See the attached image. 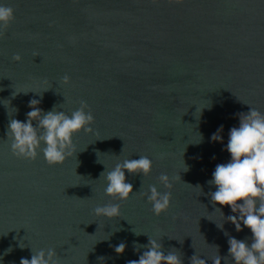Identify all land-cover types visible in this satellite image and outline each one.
Segmentation results:
<instances>
[{"label":"water","instance_id":"1","mask_svg":"<svg viewBox=\"0 0 264 264\" xmlns=\"http://www.w3.org/2000/svg\"><path fill=\"white\" fill-rule=\"evenodd\" d=\"M0 4L15 15L0 38V264L49 248L60 264H126L146 250L134 243L146 245L148 237L165 254L178 250L183 264L195 253L213 264L214 246L228 255L225 231L251 242L248 228L237 232L225 219L235 215L231 208L211 202L216 187L208 181L231 159L226 145L238 114L250 106L264 113V0ZM31 99L44 112L56 106L69 115L85 101L94 116L93 132L74 135L76 153L63 164L49 166L42 152L34 161L12 154L9 120L26 122ZM221 126L222 141H213ZM140 155L153 161L151 174L125 173L133 185L127 201L106 196L100 174ZM161 173L171 189L159 183ZM149 185L172 193L159 217L140 195ZM109 203L120 205V217L94 215Z\"/></svg>","mask_w":264,"mask_h":264},{"label":"clouds","instance_id":"2","mask_svg":"<svg viewBox=\"0 0 264 264\" xmlns=\"http://www.w3.org/2000/svg\"><path fill=\"white\" fill-rule=\"evenodd\" d=\"M173 2L181 4L183 0H169V3ZM14 20L13 7L0 4V38L6 34ZM13 60L20 61V55H14ZM61 82L65 85L69 84L70 77L63 76ZM18 93L20 92H16L15 95ZM40 103L41 100L38 99L29 101L28 107L31 110L26 113V122L15 118L9 120L6 136L7 140L11 141L12 154L17 158L34 161L42 152L49 166L63 164L67 158L76 153L74 135L81 131L93 132L90 126L94 123V116L90 110L85 111L89 107L85 101H81L80 107L70 115L57 110L56 106L44 112L39 107ZM15 112H18V109H15ZM238 117L239 126L230 129L226 145V151L231 159L227 163L216 165L212 179L208 181V184L215 185L216 190L208 195L214 205L231 208V212L235 215H229L225 219L235 226L237 232L243 230L242 225L248 228L252 234L251 242L231 237L225 231V236H228V255L221 257L219 246H214L216 254L211 259L213 264H221L222 260L226 264L228 258H231L234 264H264V113L250 106L248 112L239 113ZM222 130L223 126L218 133L213 134V141H222V136L219 135ZM152 164L153 161L148 156L140 155L139 159L127 158L116 163L111 170L106 169L100 174L106 183L105 195L127 201L133 194V185L126 182L125 173L142 174L143 177H147L151 174ZM183 171H188L186 165ZM175 179H181L180 175ZM158 181L165 189L173 187L172 179L166 173H161ZM197 187L202 192V189ZM140 195L147 198V202L152 205L153 214L157 217L171 207V191L161 193L155 185H149L148 191L141 192ZM216 210H219L224 217L220 208ZM93 211L94 215L108 219L121 216L119 204L97 206ZM223 226V224L217 225L222 230ZM135 234L139 236L142 233L135 232ZM140 248L146 250L139 259L129 260L126 264H183L182 255L178 250L172 249L165 254L163 245L157 239L148 237L146 245L134 243V250L139 251ZM125 249L124 242L114 247L118 255L123 254ZM7 251L10 252L11 249ZM31 252V259L21 258L19 264H60L55 249H40L35 252L31 249ZM190 264H207V260L201 259L195 253L190 257Z\"/></svg>","mask_w":264,"mask_h":264}]
</instances>
